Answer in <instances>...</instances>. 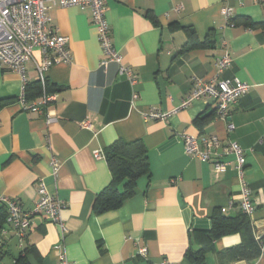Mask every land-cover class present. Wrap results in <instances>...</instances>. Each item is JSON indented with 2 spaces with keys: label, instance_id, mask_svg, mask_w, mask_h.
Segmentation results:
<instances>
[{
  "label": "crops",
  "instance_id": "1",
  "mask_svg": "<svg viewBox=\"0 0 264 264\" xmlns=\"http://www.w3.org/2000/svg\"><path fill=\"white\" fill-rule=\"evenodd\" d=\"M105 7L122 64L138 75L136 87L118 72V65L101 68L103 53L89 7H60L50 13L51 25L69 39L72 53L70 64L58 63L46 75L48 92L57 95L49 107L57 122L48 124L45 116L22 109V81L0 64V207L6 197L33 210L40 180L65 204L59 222L34 216L23 247L5 225L0 264H15L13 259L26 249L29 264H58L61 246L74 264H192L186 253L210 246L215 213L230 218L244 213L243 186L255 207L248 217L260 256L253 261L220 258L219 252L242 245L243 236L235 233L213 242L203 264H264V4L105 0ZM226 7L233 9L230 22ZM244 18L257 28L244 26ZM190 29L200 41L215 39L213 47L182 53ZM226 53L232 64L219 74L217 63ZM193 78L239 80L252 88L231 107L227 120L217 117L211 98L196 100L166 120L148 118L151 111L179 109ZM29 79L28 86L40 85L33 64ZM183 134L238 143L246 151L243 181L234 164L217 175L212 164L190 158ZM119 140L145 144L151 175L138 180L134 196L118 210L96 215V198L112 182L105 153ZM96 152L105 158L96 159ZM53 158L60 164L57 175ZM140 248H147V258L138 254Z\"/></svg>",
  "mask_w": 264,
  "mask_h": 264
},
{
  "label": "built area",
  "instance_id": "2",
  "mask_svg": "<svg viewBox=\"0 0 264 264\" xmlns=\"http://www.w3.org/2000/svg\"><path fill=\"white\" fill-rule=\"evenodd\" d=\"M254 1L264 4V0ZM75 6L89 7L92 10V23L96 28L103 53L101 68L106 70L111 63H114L118 65V72L127 77L132 87H136L139 83L138 75L131 68L123 66L122 57L114 45L112 30L106 18L105 0H0V64L4 69L19 75L22 81V95L18 100L22 109L45 116L48 124L57 122L59 117L54 110L49 108L57 101V95L48 92L46 75L54 65L72 62L69 39L61 35L59 30L51 25L50 13L55 8ZM223 12L230 22L233 18V9L226 7ZM30 64L34 65L42 88L41 96L34 100L27 98ZM231 64L232 58L229 53H226L217 63L218 73H223ZM192 86V90L183 99L179 109L172 113L151 111L148 118L166 120L171 114L188 108L196 100L211 98L216 102L217 117L227 120L231 107L237 105L252 88V85L239 80H219L218 78L209 80L193 78ZM138 98L139 94L134 93L133 100ZM84 127L90 128L91 125L85 123ZM233 129L234 126L228 124V130L232 131ZM182 138L186 154L190 158L212 164L217 175L223 174L230 164H234L239 178L243 179L246 151L238 143L224 144L216 137H193L187 134H183ZM263 141L264 137L261 139V142ZM94 154L96 159L105 158L101 152ZM229 156L234 157L233 162L225 161V158ZM59 167L58 160L53 158L54 175L58 174ZM37 192L40 199L31 211H25L21 204L14 199L6 197L1 199V203L7 209L6 225L18 235L20 247L24 245V239L32 226L34 216L43 215L52 222H59L61 211L65 208L63 202L48 192L42 180L38 183ZM240 207L247 216L250 217L254 214L255 207L251 193L245 186H243ZM1 245L2 241L0 240V247ZM138 254L147 258V248H140ZM58 264H74L66 257L63 246L59 247ZM160 264L172 263L164 260Z\"/></svg>",
  "mask_w": 264,
  "mask_h": 264
},
{
  "label": "trees",
  "instance_id": "3",
  "mask_svg": "<svg viewBox=\"0 0 264 264\" xmlns=\"http://www.w3.org/2000/svg\"><path fill=\"white\" fill-rule=\"evenodd\" d=\"M238 21L240 20L233 19L234 23ZM242 21L247 28H257V24L249 19L244 18ZM214 43L215 39H211V37L203 41L198 40L194 36L193 30L190 29L188 30V40L181 52L186 53L195 49L212 48ZM41 93L42 89L39 84L27 87L28 99L40 96ZM105 155L112 173V182L96 198L93 206V212L96 215L118 210L125 200L134 196L138 180L141 177L151 175L148 150L142 141L131 143L120 140L116 141L106 150ZM6 218L7 209L2 205L0 207V240L2 241L0 247V263L5 254L1 233L5 229ZM235 233H240L243 236L242 245L224 252H219L220 258L247 261L257 259L261 254V245L254 238L249 217L242 213L235 218H230L219 212L213 216V227L208 235L210 246L198 251L189 249L186 257L192 264H203L206 254L213 248V242ZM28 253L29 250H23L19 256L13 259L15 264H29L27 259Z\"/></svg>",
  "mask_w": 264,
  "mask_h": 264
}]
</instances>
